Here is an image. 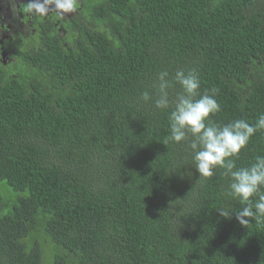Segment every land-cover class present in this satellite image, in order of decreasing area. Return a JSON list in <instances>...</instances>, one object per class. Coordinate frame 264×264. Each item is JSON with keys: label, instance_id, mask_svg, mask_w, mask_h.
<instances>
[{"label": "trees", "instance_id": "obj_1", "mask_svg": "<svg viewBox=\"0 0 264 264\" xmlns=\"http://www.w3.org/2000/svg\"><path fill=\"white\" fill-rule=\"evenodd\" d=\"M77 6L67 46L51 35L0 62V179L20 192L0 195V264H264V217L240 224L224 170L198 176L188 141L169 139L171 109L140 99L160 71L194 68L201 92L218 89L211 119L254 124L264 0ZM258 155L264 130L237 167Z\"/></svg>", "mask_w": 264, "mask_h": 264}, {"label": "clouds", "instance_id": "obj_2", "mask_svg": "<svg viewBox=\"0 0 264 264\" xmlns=\"http://www.w3.org/2000/svg\"><path fill=\"white\" fill-rule=\"evenodd\" d=\"M46 2L63 15L75 12L78 0ZM176 85L179 90L173 95L171 90ZM153 88L156 91L154 100L148 91H143L140 99L153 102L159 110L171 109L169 139L177 144L188 141L198 176L211 177L216 169H223V174L229 178L226 195L247 205L235 213L239 223L244 225L249 222L248 218L264 217V193L260 192L264 186V155L256 156L255 161L246 167L236 165L241 150L258 131L264 130V113L254 124L242 118L226 124L217 123L211 117L221 111L216 99L218 89L213 87L201 92V80L194 68L187 72L178 69L171 77L167 70H162L157 74ZM254 196H258L255 210L251 203ZM218 211L223 217L232 215L222 209Z\"/></svg>", "mask_w": 264, "mask_h": 264}, {"label": "flooded vegetation", "instance_id": "obj_3", "mask_svg": "<svg viewBox=\"0 0 264 264\" xmlns=\"http://www.w3.org/2000/svg\"><path fill=\"white\" fill-rule=\"evenodd\" d=\"M77 9L61 15L46 0H0V62L12 54L14 60L18 46H41L51 35L67 46V15L79 16Z\"/></svg>", "mask_w": 264, "mask_h": 264}, {"label": "rangeland", "instance_id": "obj_4", "mask_svg": "<svg viewBox=\"0 0 264 264\" xmlns=\"http://www.w3.org/2000/svg\"><path fill=\"white\" fill-rule=\"evenodd\" d=\"M19 193L20 192L14 191L11 187H9L4 180L0 179V195L2 198H10L9 202H13Z\"/></svg>", "mask_w": 264, "mask_h": 264}, {"label": "water", "instance_id": "obj_5", "mask_svg": "<svg viewBox=\"0 0 264 264\" xmlns=\"http://www.w3.org/2000/svg\"><path fill=\"white\" fill-rule=\"evenodd\" d=\"M1 55L4 57V52H2Z\"/></svg>", "mask_w": 264, "mask_h": 264}]
</instances>
